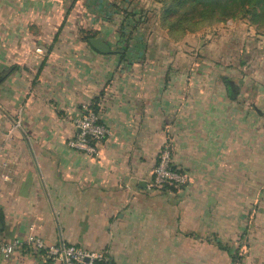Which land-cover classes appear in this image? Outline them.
I'll use <instances>...</instances> for the list:
<instances>
[{
  "label": "crops",
  "instance_id": "1",
  "mask_svg": "<svg viewBox=\"0 0 264 264\" xmlns=\"http://www.w3.org/2000/svg\"><path fill=\"white\" fill-rule=\"evenodd\" d=\"M65 1H2L11 20L0 23V238L104 251L111 264H264V198H248L247 103L214 69L173 60L168 39L123 49L101 36L105 21L21 22L55 18ZM90 29L110 53L81 36ZM84 107L110 131L97 159L66 145ZM165 144L187 182L149 191ZM0 264L59 263L18 251Z\"/></svg>",
  "mask_w": 264,
  "mask_h": 264
},
{
  "label": "rangeland",
  "instance_id": "2",
  "mask_svg": "<svg viewBox=\"0 0 264 264\" xmlns=\"http://www.w3.org/2000/svg\"><path fill=\"white\" fill-rule=\"evenodd\" d=\"M2 1L0 23L11 20L10 17L7 19V7L3 8ZM62 10L55 18L23 15L21 22H59L64 19L77 23L105 21L111 24L110 29L101 36L108 41L116 38L118 45L132 39H137L142 45L155 41L160 49L164 47L163 39H168L173 60L181 62L176 53L179 56L182 54L186 70L192 69L196 63L198 69H214L218 82L224 80L220 74L229 75V78L239 82L237 100L242 106L247 103L251 114L247 117L249 123L245 133L249 136L248 198H264V23L258 25L251 12L243 8L234 18L218 20L191 31L186 29L175 37L162 27L160 4L151 0H66L62 3ZM98 32L95 29L81 30V36L92 38L98 36ZM126 43L122 44L123 49H127ZM118 45L112 48L121 49ZM204 80L207 84L214 83L213 78L200 79ZM230 187L232 196L240 197V185Z\"/></svg>",
  "mask_w": 264,
  "mask_h": 264
},
{
  "label": "built area",
  "instance_id": "3",
  "mask_svg": "<svg viewBox=\"0 0 264 264\" xmlns=\"http://www.w3.org/2000/svg\"><path fill=\"white\" fill-rule=\"evenodd\" d=\"M72 122L77 132L66 141L67 147L97 159L101 154L100 143L110 134L109 128L90 107H84L81 115L75 117ZM4 177L6 178V175ZM186 182V174L173 164L170 146L165 144L158 153L152 178L146 186L147 190L164 191L169 187H181ZM18 251L38 253L59 264H111L110 257L104 251H92L63 243L49 244L39 236L0 238V256L6 259Z\"/></svg>",
  "mask_w": 264,
  "mask_h": 264
},
{
  "label": "trees",
  "instance_id": "4",
  "mask_svg": "<svg viewBox=\"0 0 264 264\" xmlns=\"http://www.w3.org/2000/svg\"><path fill=\"white\" fill-rule=\"evenodd\" d=\"M160 4V22L171 36L218 20L234 18L243 8L258 25L264 23V0H151ZM250 9V10H249ZM257 10V11H256ZM183 186V185H182ZM175 187H169L174 189Z\"/></svg>",
  "mask_w": 264,
  "mask_h": 264
},
{
  "label": "water",
  "instance_id": "5",
  "mask_svg": "<svg viewBox=\"0 0 264 264\" xmlns=\"http://www.w3.org/2000/svg\"><path fill=\"white\" fill-rule=\"evenodd\" d=\"M89 45L99 53L108 54L111 52L110 47L108 44L102 40L100 37H92L88 39ZM8 73V70H1L0 71V80ZM224 81L227 87L228 95L231 98H235L238 90L239 84L232 78L224 77Z\"/></svg>",
  "mask_w": 264,
  "mask_h": 264
}]
</instances>
